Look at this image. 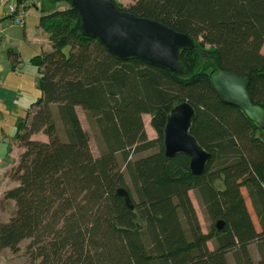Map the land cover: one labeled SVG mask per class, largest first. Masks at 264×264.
Returning <instances> with one entry per match:
<instances>
[{"label":"trees","instance_id":"1","mask_svg":"<svg viewBox=\"0 0 264 264\" xmlns=\"http://www.w3.org/2000/svg\"><path fill=\"white\" fill-rule=\"evenodd\" d=\"M25 1L16 3L25 8ZM59 1L68 6L39 19L50 49L29 60L39 95L13 136L22 147L11 173L18 185L4 197L16 210L0 222V251L16 253L26 240L28 264H229V252L235 264H264V127L222 102L210 83L217 69L248 74L252 101L264 109V0L117 3L193 38L194 48L181 56L184 78L139 59L121 60L81 32L69 0H48ZM197 49L216 64L200 65ZM8 53L16 65L18 54ZM183 101L195 112L190 133L211 155L199 175L191 173L187 155L164 153L166 116ZM76 107L93 132L96 157ZM144 114L154 139L147 137ZM37 133L47 140L32 138ZM193 190L211 221L205 232Z\"/></svg>","mask_w":264,"mask_h":264},{"label":"water","instance_id":"2","mask_svg":"<svg viewBox=\"0 0 264 264\" xmlns=\"http://www.w3.org/2000/svg\"><path fill=\"white\" fill-rule=\"evenodd\" d=\"M69 2L79 14L81 32L98 40L121 60L139 59L149 65L164 68L178 78L188 76L181 56L184 51L194 48L191 36L155 19L122 10L115 0ZM197 51L200 65L205 60L216 64L212 55L199 49ZM210 83L222 102L239 108L251 121L261 128L264 127V109L252 101L248 90V74L237 75L217 69L211 75ZM194 114V108L187 101L174 106L166 116L163 145L164 153L168 157L187 155L190 158L191 173L199 175L205 170L211 155L190 133ZM116 193L122 196L125 204L132 209L127 191L119 188ZM222 226L223 222L219 220L216 229Z\"/></svg>","mask_w":264,"mask_h":264},{"label":"crops","instance_id":"3","mask_svg":"<svg viewBox=\"0 0 264 264\" xmlns=\"http://www.w3.org/2000/svg\"><path fill=\"white\" fill-rule=\"evenodd\" d=\"M4 1L5 0H0V72L14 71L18 67H22L24 61H29L33 56L40 54L42 51L49 50L51 47L49 33L39 25V19L41 15L45 13H49L56 9H63L68 6V3L64 1H59L55 4H51L48 2V0H26L24 2L25 8L23 24L16 25L12 23L11 19L6 14V8L3 4ZM9 1H11L12 3H16V0ZM115 1L123 3L122 1L125 2L128 0ZM10 50H13L18 54L19 62L16 65H13L11 63L12 56H10V54L8 53V51ZM77 108L79 107H76V110ZM145 116H148L150 121V115L144 114L143 122ZM33 138H35L34 135ZM39 139L47 140L45 136L44 138ZM19 152L20 149L18 153ZM13 153L14 150H9L5 159H1L2 157L0 156V169H2L3 166L7 162H9V160H13L9 156H12ZM16 164L17 161L13 163V165ZM3 173L6 172H0V222H6L16 210L14 200L5 199L4 193L8 189H11L18 185L17 180L9 178L8 175H3ZM25 244L26 240L20 242L19 247L21 250L24 248ZM248 249L253 261L255 259L254 257H256L255 261H258L259 253L256 247V243L249 244ZM228 254L230 253H227V260ZM0 264H27V259L24 253L20 250L16 253H13L8 248H5L0 251Z\"/></svg>","mask_w":264,"mask_h":264},{"label":"rangeland","instance_id":"4","mask_svg":"<svg viewBox=\"0 0 264 264\" xmlns=\"http://www.w3.org/2000/svg\"><path fill=\"white\" fill-rule=\"evenodd\" d=\"M134 1L135 0H128L125 2L122 1L123 3L118 1L116 2L122 4L124 7H127L129 4L133 3ZM23 63L24 64L22 65V67L20 66L14 71L0 72V156L2 157L1 159L6 158L7 152L9 150L11 151L14 150L12 156L9 155L10 158H12L13 160L12 161L9 160V162H7L2 169H0V172L1 171L6 172L3 173V175L6 174L8 175L9 178L12 179H15L12 177L11 173L13 168L16 166L13 165V163L16 161L18 162L20 152L22 151V147L19 146V144L13 139V136L15 134L18 124L23 120V118L26 115V112L29 110L31 103L39 95V90L37 89V80H38L37 69L35 66H33L30 63V61L26 60ZM53 111L56 112V108L54 106H53ZM76 111L83 129L86 130L89 134V146L93 156L96 157L99 154V150L93 132L89 126L88 121L86 120L84 111L80 107L77 108ZM144 125L148 139H154L156 137V133L150 126L148 116L144 117ZM57 126L59 128L58 130L61 138H64V135L60 128V123L58 121H57ZM34 137L37 139L44 138V135L42 133H37L34 134ZM19 149L20 152L18 153ZM153 151H155L154 148L151 150L141 152L136 156L145 155ZM119 162L121 163L120 157H119ZM189 195L194 205L195 211L197 213L201 228L205 232L208 230L211 221L207 216V213L201 202L199 194L195 190H193L189 192ZM213 244H214V240L209 241L208 247L213 248ZM19 250L24 253V248L22 250L21 249ZM229 253H230L228 254L229 264H235L232 252ZM254 258H255L254 262L255 263L258 262L255 261L256 257Z\"/></svg>","mask_w":264,"mask_h":264},{"label":"built area","instance_id":"5","mask_svg":"<svg viewBox=\"0 0 264 264\" xmlns=\"http://www.w3.org/2000/svg\"><path fill=\"white\" fill-rule=\"evenodd\" d=\"M6 8V14L9 16L13 24L22 25L24 21V7L17 5L15 2L5 0L3 3Z\"/></svg>","mask_w":264,"mask_h":264}]
</instances>
